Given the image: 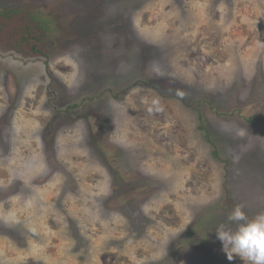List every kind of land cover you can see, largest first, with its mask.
I'll list each match as a JSON object with an SVG mask.
<instances>
[{
    "label": "rangeland",
    "instance_id": "obj_1",
    "mask_svg": "<svg viewBox=\"0 0 264 264\" xmlns=\"http://www.w3.org/2000/svg\"><path fill=\"white\" fill-rule=\"evenodd\" d=\"M0 5L56 27L0 50V264H244L216 230L264 213V0Z\"/></svg>",
    "mask_w": 264,
    "mask_h": 264
},
{
    "label": "trees",
    "instance_id": "obj_2",
    "mask_svg": "<svg viewBox=\"0 0 264 264\" xmlns=\"http://www.w3.org/2000/svg\"><path fill=\"white\" fill-rule=\"evenodd\" d=\"M55 31L52 20L33 5L12 8L0 5V50L5 53L33 60L46 58L55 44ZM71 109L75 108L69 106L67 111ZM199 129L206 133L204 127Z\"/></svg>",
    "mask_w": 264,
    "mask_h": 264
},
{
    "label": "clouds",
    "instance_id": "obj_3",
    "mask_svg": "<svg viewBox=\"0 0 264 264\" xmlns=\"http://www.w3.org/2000/svg\"><path fill=\"white\" fill-rule=\"evenodd\" d=\"M228 221L235 224L234 229L221 225L216 230L227 259L239 257L244 264H264V213L249 217L243 205L237 204Z\"/></svg>",
    "mask_w": 264,
    "mask_h": 264
}]
</instances>
